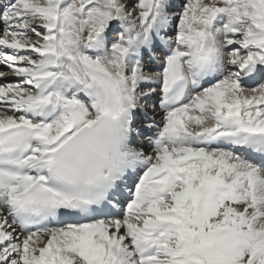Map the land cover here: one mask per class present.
<instances>
[{
    "label": "snow or ice",
    "instance_id": "snow-or-ice-1",
    "mask_svg": "<svg viewBox=\"0 0 264 264\" xmlns=\"http://www.w3.org/2000/svg\"><path fill=\"white\" fill-rule=\"evenodd\" d=\"M0 264H264V0H0Z\"/></svg>",
    "mask_w": 264,
    "mask_h": 264
}]
</instances>
